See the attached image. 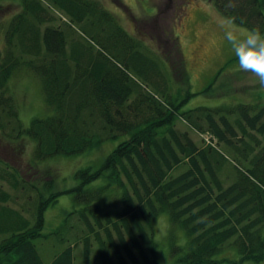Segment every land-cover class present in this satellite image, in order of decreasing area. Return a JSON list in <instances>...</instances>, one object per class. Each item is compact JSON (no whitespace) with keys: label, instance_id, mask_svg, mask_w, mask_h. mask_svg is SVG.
Listing matches in <instances>:
<instances>
[{"label":"trees","instance_id":"16d2710c","mask_svg":"<svg viewBox=\"0 0 264 264\" xmlns=\"http://www.w3.org/2000/svg\"><path fill=\"white\" fill-rule=\"evenodd\" d=\"M23 1L20 18L11 21L7 32L8 44L0 48L1 139L30 137L35 142V159L41 161L86 154L123 137L98 164L76 169L79 183L69 189L75 201L73 212L83 225L84 260L90 262L97 244L100 264H158L154 226L163 212L184 229L187 238L184 245L172 246L173 264L264 260V101L186 109L185 103L195 92L174 88L159 62L142 52L123 28L111 23L99 0H85L79 11L65 5L78 17L86 8L100 9L117 31L107 36L110 55L79 44L66 49L65 34L53 25L38 29L33 38L23 37L26 23L46 18L38 15V3ZM215 1L233 21L264 31V0ZM169 41V57L176 54L180 60L175 39L169 37ZM170 60L166 63L165 59L166 69L179 76L183 65ZM22 66L39 75L51 108L27 126L8 85L12 73ZM129 66L149 78L157 91L129 75ZM235 112L232 119L230 114ZM180 117L192 128L209 132L213 143H198L189 130L177 126ZM228 158L243 167L234 164L233 174L223 170L231 163ZM230 173L233 177L227 183ZM18 176L14 168L0 169V178L15 188L20 184ZM28 184L36 191L32 217L8 204L11 193L0 190V264H74L70 244L49 263L44 261L35 240L45 237L41 231L45 211L59 193L47 184L39 187L36 182V187L32 180ZM111 189L120 193L118 211L104 210L99 201L103 196L107 199L105 194ZM229 243L239 258L219 256Z\"/></svg>","mask_w":264,"mask_h":264},{"label":"rangeland","instance_id":"374dc122","mask_svg":"<svg viewBox=\"0 0 264 264\" xmlns=\"http://www.w3.org/2000/svg\"><path fill=\"white\" fill-rule=\"evenodd\" d=\"M32 1L40 5L38 15L43 14L46 18L41 20L38 16L32 15L39 19L32 24H25V29L21 33L23 37L33 38L38 29L43 31L47 25H53L59 27L65 34L68 41L66 49L70 51L79 44L92 49L94 53L112 52L111 39L107 36L109 32L116 34L117 31L107 22L100 9L95 8L92 11L86 8V12L79 13L78 17V13L72 12L65 3L73 5L72 7L79 11L84 9L82 2L85 0ZM98 2L108 11L110 15L108 17L116 28L117 26L123 28L132 37V42L139 44L142 52L159 62V66H162V70L166 72L165 78L174 88L181 87L186 90L188 87L195 92L185 103L184 108L238 106L242 102L264 101V85L259 83L255 73L239 68L238 60L226 38V33L230 30L238 29L244 32L249 28L233 21L217 6L215 0H99ZM88 6L93 7L90 4ZM23 10V0H0V48L7 46V32L11 21L19 19L17 14ZM94 21L98 23L94 24ZM99 23L100 27H97ZM168 36L175 39V46L181 52L180 60L176 59V54L169 57L171 42ZM29 55L26 54L25 57L31 58ZM172 58H175V64L183 65L179 76L173 73V69L172 75L166 69L167 61H171ZM126 70L147 89L157 91L149 78L133 67L129 66ZM160 74L162 75V71ZM8 85L17 102L24 125H29L33 117L44 116L50 112L51 108L45 100L40 77L30 67L17 68L10 76ZM235 115L236 112L230 114V117L233 119ZM177 126L189 130L200 144L213 143L209 132L192 128L184 117H180ZM122 139L121 136L106 141L99 149L86 154L54 156L39 161L33 154L35 142L30 137L28 139L20 137L15 141L2 140L0 137V159L3 161H0V169L6 168L10 171L14 168L20 179L19 186L15 188L9 180L0 178V190L11 193L12 200H8V204L22 209L25 215L32 217V202L36 191L28 184L31 180L35 186L36 182L39 187L47 184L50 189L59 193L58 199L45 211L41 230L45 237L35 240L46 263L70 244L74 247V264H100L99 258L95 255L97 244L93 246L90 262L84 260L83 225L77 213L73 212L75 201L69 189L79 183L75 175L76 169L88 163L98 164ZM221 146L225 149L223 145ZM228 159L231 163L225 164L223 170H231L233 174L237 170L234 164L238 168L243 167L232 158ZM231 173L229 178L225 179L227 183L232 180ZM23 184L25 187L22 186ZM105 196L107 199H103V196L99 200L102 201L104 210L118 211L121 208L119 192L111 189V192ZM184 232L180 225L170 221L166 212L156 218L154 233L159 242L158 264L174 263L172 246L184 245L187 242ZM222 255L232 259L240 257L237 249L230 243L226 245L224 252L219 254ZM244 264H264V260L257 262L247 260Z\"/></svg>","mask_w":264,"mask_h":264},{"label":"clouds","instance_id":"9594fccd","mask_svg":"<svg viewBox=\"0 0 264 264\" xmlns=\"http://www.w3.org/2000/svg\"><path fill=\"white\" fill-rule=\"evenodd\" d=\"M226 38L238 60L239 68L255 73L259 83L264 85V31L257 27L244 32L230 30Z\"/></svg>","mask_w":264,"mask_h":264}]
</instances>
